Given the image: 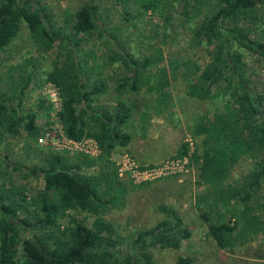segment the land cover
<instances>
[{"label":"trees","instance_id":"1","mask_svg":"<svg viewBox=\"0 0 264 264\" xmlns=\"http://www.w3.org/2000/svg\"><path fill=\"white\" fill-rule=\"evenodd\" d=\"M103 2H83L65 17L69 24L66 31L56 26L48 0H0V51L17 37L21 24L33 35L41 52L47 53L56 46L45 80L58 88V119L68 138H92L100 150L95 161L79 154H58L37 147L35 138L40 132L36 119L42 112L48 113L51 104L41 99L35 110L29 108L23 114L20 110L27 89L18 99L16 89L7 91L0 86V145L17 135L23 123L24 151L40 162L24 164L0 153V264H153L148 247L179 250L191 236L178 213L168 208L166 218L132 241L138 254L119 253L114 249L115 236L116 240L119 237L111 224L102 221L108 202L101 193L112 183H120L114 160L120 155L119 149L126 148L131 141L124 127L137 103L120 100L107 108L96 100L106 94L111 82L119 95L129 92L137 96L150 62L160 60H151L150 55L140 59L117 43L116 37L129 39L123 29L131 16H137L130 0H113L111 8L103 6ZM181 5L183 17L197 7L202 13L198 25L188 30L190 46L203 49L207 57L202 67L189 63L183 69L184 76L191 81L188 95L209 101L212 108L197 117L195 131L196 135L207 134L210 143L204 146L202 155L196 152L192 159L203 161L202 168L214 177L211 182H217L232 167L241 154L240 148L253 160L243 180H237L231 189L220 187V194L212 192L199 202L206 200L210 209L215 205L224 207L228 197L247 203L264 180V87L262 92L255 93L243 53L264 61V37L256 30L262 25L264 32V0H181ZM142 7L145 12L155 9L149 2ZM113 12L119 15L121 24L115 22ZM160 19L164 29L174 27L167 18ZM168 36L164 32L157 45L161 46ZM154 47L147 49L154 53ZM116 65L122 68L120 77L113 70ZM25 66L33 75L32 62L27 60ZM211 152L215 154L212 159ZM186 155L187 146L182 143L177 156ZM93 166L99 168L97 176H86L82 167ZM9 172L41 178L43 186L28 199L24 189L13 191ZM208 211L199 218L206 225L207 235L223 249L237 224L231 225L230 219H214ZM220 216L218 213L217 217ZM87 217H94L90 226L86 224ZM175 264H193V259L179 256Z\"/></svg>","mask_w":264,"mask_h":264},{"label":"rangeland","instance_id":"2","mask_svg":"<svg viewBox=\"0 0 264 264\" xmlns=\"http://www.w3.org/2000/svg\"><path fill=\"white\" fill-rule=\"evenodd\" d=\"M85 1L87 0H48L56 26L68 31L69 24L65 22V17L75 12ZM146 2L153 4L154 11L145 12L142 6ZM130 3L134 9L136 8L137 16H131L127 22V28L123 29L129 39L116 37L117 43L140 59L150 55L152 56L149 57L151 60L154 57H158L160 60L150 62L145 73V83L136 96L137 100L142 98L145 100L137 103L135 114L138 116L140 112L147 113V117L144 120V116L141 115L140 119H134L133 124L129 123L128 127L124 128V131L131 135V141L126 148L119 149L120 155L114 160L115 170L116 162L119 163L125 155H129L138 167L158 166L171 160L181 159L184 156L178 157L177 153L182 143L187 146V163L180 172L171 173L151 181H145L141 177L136 180L127 172L119 176L116 171L120 183H112L109 188L101 193L108 202L102 212V221L112 225L120 240H116L115 236L114 249L119 253L138 254L139 250L133 249L132 241L140 232L152 229L158 222L166 218L165 210L173 208L190 229L191 236L182 242L179 250L148 247L147 252L151 254L153 264H175L179 256L191 257L193 264H264V228H262L264 221V180L261 181L262 187L253 193L254 195L247 203H242L238 199L229 200L228 197L226 203L229 206L227 207L215 205L213 209H210L206 200H204L205 208H201L199 205L198 210H196L195 205H193L199 204L198 199L203 194L205 188L203 185L205 184L200 179L204 173L201 165L203 161L199 158L197 162H194L192 158L196 152L202 155L204 146L210 143L207 134H195V131L198 130L196 119L212 108L209 101L191 98L188 95V87L191 81L184 76L183 69L186 70L189 63L202 67L207 61L203 49L190 46L188 30L189 27L198 25L202 13L199 15L197 9V11H189L185 17L181 16L180 12L183 9L181 0H130ZM112 5L113 0H104L103 2V6L107 8H111ZM162 17L170 18L169 21L174 24V27L170 26L164 29L160 19ZM113 19L121 24V18L116 12H113ZM262 28L261 25L256 30L264 37ZM164 32H168L169 36L161 46H158L157 42ZM151 45L157 47L156 52L150 53L147 50V47ZM37 47L33 35L24 24H21L17 37L0 51L1 89L7 91L10 88L16 89L15 94L19 97L18 99H22L21 93H24V88L27 89V96L24 98V103L21 104V113L28 112L29 108L34 110L36 106L34 103L37 100L44 99L47 104H51L47 96V87L51 82L45 80V74L53 65L57 48L54 46L51 51L43 53ZM243 54L252 78V86H256V88L254 87L255 93L259 94L264 87V61H259L249 53L244 52ZM27 60L34 65L33 75H30L29 67L25 66ZM100 62H102L101 59ZM172 68L175 69L172 70ZM117 76H122L121 71ZM162 77L166 78L168 84L167 87L161 88L164 92L163 99L159 97L149 101L148 96H158L160 87L157 86L163 84L161 83L164 82ZM111 86L114 88L115 84H111ZM170 97L172 103L169 102L166 105V116L160 121L167 128L162 129L161 136L153 135L158 137L151 138L150 143L146 144L145 132L147 133L150 128H159L158 125L153 126L156 123L152 125L151 122L147 121L150 117L149 114L159 117L160 112L154 106L164 108L163 105L168 102ZM111 99L110 95L105 96L107 102L104 101L103 106L108 107ZM42 113V118L37 123V129L40 128V133L35 138V145L44 149L49 148L51 152L58 154L73 155L56 151L51 146L38 143L37 138H44L45 130H57L61 125L56 117H52V108L48 113ZM22 125L23 123L20 124L17 135L13 138L8 137L2 142L0 153L7 155L11 160L38 165L40 162L36 158H31L33 156H29L24 151L25 132ZM85 139L90 138L81 140ZM159 147L163 148L159 149ZM240 153L237 160L232 164L233 172H225L222 176L226 188L229 187L228 189H231L233 185L230 180L235 181V177L243 180L253 166L251 155L241 148ZM150 154H155L154 158H149ZM81 155L91 160L96 159L95 161L99 159ZM26 156L30 157L29 161L26 160ZM209 157L214 158V152H211ZM215 168L216 165H213L212 169ZM231 169L229 168V170ZM83 173L86 176L95 177L99 173V168L98 166L84 167ZM9 176L13 182V191L16 193L24 189L28 199L34 194V191L43 186L41 178L27 176L19 172H9ZM229 181L230 185L227 184ZM222 209H227V211L229 209L230 213L236 212L234 218L238 223H236V231L230 240L235 246L228 244V246L220 249L207 235L206 225L199 217L201 213L208 211L212 218L222 219ZM218 213L221 215L220 217H217ZM80 217L83 218L84 215ZM93 220L94 217H87L86 224L90 226ZM256 231L258 234H255ZM240 243L243 244L239 245Z\"/></svg>","mask_w":264,"mask_h":264},{"label":"built area","instance_id":"3","mask_svg":"<svg viewBox=\"0 0 264 264\" xmlns=\"http://www.w3.org/2000/svg\"><path fill=\"white\" fill-rule=\"evenodd\" d=\"M47 94L53 110L52 117L58 119L57 113L61 109V99L58 88L55 84H48ZM48 137L50 138L48 139ZM37 141L39 144L51 146L54 150L59 152L84 154L92 158L100 157V150L97 143L92 138L85 140H73L68 138L64 133L62 125H60L57 130H45L44 138L38 137ZM186 158L187 156H184L181 159L171 160L158 166L138 167L129 155H125L119 163L116 162V171L119 176H122L123 173L127 172L136 180L141 177L145 181H151L156 178L165 177L171 173L180 172L182 167L187 163Z\"/></svg>","mask_w":264,"mask_h":264},{"label":"crops","instance_id":"4","mask_svg":"<svg viewBox=\"0 0 264 264\" xmlns=\"http://www.w3.org/2000/svg\"><path fill=\"white\" fill-rule=\"evenodd\" d=\"M198 8V7H197ZM197 8L196 9H194L193 11H197ZM183 10V9H182ZM199 10V9H198ZM151 11V10H150ZM199 15H200V11H199ZM168 19V21L170 20V18H167ZM148 50V49H147ZM151 53V52H150ZM114 69L113 70H115L114 72L116 73V74H118L119 73V71H120V69H122L121 67H119V66H115V67H113ZM113 70H111V71H113ZM119 70V71H118ZM108 71L106 70L105 72L103 71V73L104 74H106ZM121 73H122V71H121ZM112 74V73H111ZM163 76V75H162ZM102 77L103 78H106V76H104V75H102ZM162 79H164V82L162 81L161 83H163V84H160L159 86H157V87H160V89L158 90L159 92L157 93V95L158 96H148V100L150 101V99H152L151 101H153V100H156V98H162L163 99V97H164V92L161 90V88L163 89V87H167V81H166V78L165 77H162ZM111 84H113L114 85V83H110L109 84V87H108V90H107V92H106V94H104V95H101L100 97H98L97 98V100H96V102L97 103H101L100 105H102L103 106V104L102 103H105V102H107L106 100H105V96H107V95H110L111 96V101L108 103V105L109 106H114V105H116L120 100L121 101H125V102H129L128 100H136V103H139V102H141L142 100L144 101L145 99H140V100H137L136 99V96L133 98H131V94H129V92H125V93H122V95H119V93L116 91V88L114 89V88H112V86H111ZM143 85H144V83H143ZM150 86V85H149ZM166 95V94H165ZM168 96V95H167ZM105 101V102H104ZM147 101V100H146ZM149 101H148V103H149ZM172 103V99H171V97H170V99L168 100V102H165V104L163 105V107L164 108H160V107H158V108H156L155 106H154V108L158 111V112H160L159 113V117H155L154 115H152V114H149L150 115V117L148 118V120L147 121H149V122H151L152 123V125L154 124V123H156V124H154L153 126H156V125H158V127L159 128H150V130L148 129V131H147V133L145 132V135H144V138H146L147 137V141H146V144L147 143H150V139L151 138H157L158 136H153V135H160L161 136V132L163 131L162 129H165V128H167V127H165L164 125H162V122H160L161 121V118H164L165 116H166V105L168 104V103ZM38 103H39V101L37 100V102L36 103H34L36 106L34 107V110L37 108V106H38ZM145 103H147V102H145ZM107 104V103H106ZM108 106V107H109ZM107 107V108H108ZM136 110V109H135ZM26 113V112H25ZM25 113H23V114H25ZM138 113V112H137ZM135 111H133V114H132V116H131V118H130V120H129V122L127 123V125H129V123L131 124H133V120L134 119H136V120H138V119H140V117H141V115L142 116H144V120L146 119V115H147V113H142V112H140L139 113V115L137 116V114H135ZM42 115H43V113H41L38 117H37V119H36V123H35V125H36V127H38L37 126V123H38V121L42 118ZM134 116V117H133ZM161 123V124H160ZM192 123H193V121H192ZM126 125V127H124V128H127L128 126ZM40 129V128H39ZM18 134V133H17ZM25 135H26V133H25ZM129 145V144H128ZM164 147V146H163ZM162 147V148H163ZM161 147H159V149H162ZM151 153H152V151H151ZM73 155H77V154H73ZM81 155V154H80ZM155 155V154H154ZM154 155L153 154H150V156H148L149 158H154ZM152 156V157H151ZM96 160V159H95ZM145 160H147V159H145ZM83 168L84 167H82V170H83ZM203 170H204V173H203V175H201L200 176V179L202 180V183H204L205 185H203L205 188H204V190H203V194H201V196H199V199H198V202L200 201V198H202V197H204V196H206L207 194L208 195H210V193H218V194H220L219 193V191L217 190V189H221V188H226V183H224L223 182V180H222V178L223 177H221V179H218L217 178V176H216V178H217V182L215 181V182H211L212 181V179L214 178V177H212V176H210L209 175V173H207L206 171H205V169L204 168H202ZM231 169V168H230ZM233 169V168H232ZM226 170V173H228V172H233V170ZM223 176V175H222ZM237 180H239L237 177H235V181L232 179V180H230L231 181V183L232 184H235V182L237 181ZM230 181L227 183L228 185H230ZM221 187V188H220ZM229 188V187H228ZM228 188H226V189H228ZM196 203V202H195ZM207 203V202H206ZM193 205H195V207H196V210H198L197 208H199V205H200V207L201 208H205L206 207V205L204 204V201H201V202H199V204H193ZM227 206H229L228 204H225L224 205V207H227ZM220 210H221V208H220ZM233 210V209H232ZM222 214H223V216H222V220L223 221H227V220H229L228 218H230L231 220H230V222L232 223H230L231 225H233V224H235V223H238V222H236L235 221V218H234V216H235V214H236V212L235 213H230V211H229V209H228V211H227V209L226 210H223L222 209ZM238 214V213H237ZM246 225V224H245ZM258 231H256L255 232V234H258L257 233ZM235 233V232H234ZM246 242V241H245ZM228 244L229 245H231V244H233V242H231L230 240H229V242L226 244V246H228ZM241 244H243V243H240L239 245H241ZM234 245V244H233ZM225 246V247H226ZM232 246V245H231ZM230 246V247H231ZM235 246V245H234Z\"/></svg>","mask_w":264,"mask_h":264}]
</instances>
